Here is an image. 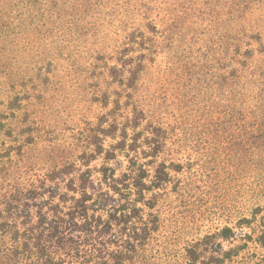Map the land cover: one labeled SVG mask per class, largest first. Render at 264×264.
<instances>
[{"label":"rangeland","instance_id":"rangeland-1","mask_svg":"<svg viewBox=\"0 0 264 264\" xmlns=\"http://www.w3.org/2000/svg\"><path fill=\"white\" fill-rule=\"evenodd\" d=\"M140 54L119 94L108 66ZM125 129L139 149L106 159ZM153 129L151 158L171 177L152 264L224 226L249 231L241 218L264 205V0H0V196L32 179L63 192L88 170L96 183L103 165L120 174Z\"/></svg>","mask_w":264,"mask_h":264},{"label":"trees","instance_id":"trees-1","mask_svg":"<svg viewBox=\"0 0 264 264\" xmlns=\"http://www.w3.org/2000/svg\"><path fill=\"white\" fill-rule=\"evenodd\" d=\"M144 57L119 56L120 65L108 66L105 80L115 83L119 94L127 95L140 78ZM239 78L240 73L231 82L235 79L237 83ZM154 129L146 138L148 148L142 144L141 152L127 155L129 164L120 174L115 167L103 165L96 183L90 180L88 170L80 174L79 183L70 178L63 192L60 184L40 186L38 179H32L19 188L18 196H0V264H152L163 250L164 235L159 232L162 224L153 210L159 198L170 192L171 177L165 163L151 158L156 157L159 147ZM127 135L125 129L123 139L108 149L101 146L99 153L115 159L127 148L137 151L139 137L128 144ZM256 207L251 218H241L240 227L249 231L242 228L238 234L224 226L202 234L175 255L176 263L264 264V253L257 254L251 246L255 243L264 248V205ZM231 239L239 242L224 249L221 240ZM154 242L159 248L152 252Z\"/></svg>","mask_w":264,"mask_h":264}]
</instances>
